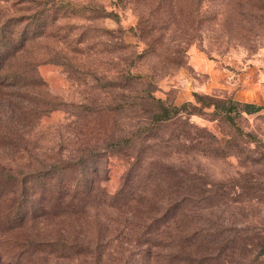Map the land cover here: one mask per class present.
<instances>
[{"label":"rangeland","instance_id":"rangeland-1","mask_svg":"<svg viewBox=\"0 0 264 264\" xmlns=\"http://www.w3.org/2000/svg\"><path fill=\"white\" fill-rule=\"evenodd\" d=\"M35 1L42 37L0 0V264H264V0Z\"/></svg>","mask_w":264,"mask_h":264},{"label":"trees","instance_id":"trees-1","mask_svg":"<svg viewBox=\"0 0 264 264\" xmlns=\"http://www.w3.org/2000/svg\"><path fill=\"white\" fill-rule=\"evenodd\" d=\"M26 3H34V9L33 13H29L27 16V19L29 21V25L34 24L36 26V31L34 33L35 37H42L45 36V27H46V22H45V16L43 13L45 12V4L44 3H38L35 0H24ZM1 18V16H0ZM19 19H16L15 17H7L4 19V21H0V83H2L5 79H8L9 77H16L18 74L17 72H11L8 70L10 67L4 64V61L6 60L5 58L10 55L11 52L16 51L18 47H21L25 45L27 42L28 38L26 37L27 34V28L23 30V33L20 34L19 37L16 38V30L14 29L17 22ZM28 26V25H27ZM38 29L42 31H38ZM17 41L19 43V46H17ZM15 45V46H14ZM13 47V48H12ZM243 108L248 113L255 112L259 109V106H256L254 104H238ZM167 113L169 110L168 108L162 107ZM168 115H164V117H167Z\"/></svg>","mask_w":264,"mask_h":264}]
</instances>
